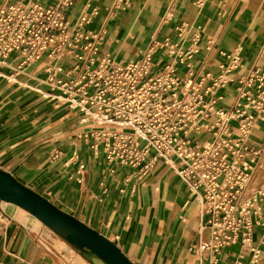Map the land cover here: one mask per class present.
<instances>
[{
    "label": "crops",
    "instance_id": "crops-1",
    "mask_svg": "<svg viewBox=\"0 0 264 264\" xmlns=\"http://www.w3.org/2000/svg\"><path fill=\"white\" fill-rule=\"evenodd\" d=\"M57 1L0 0L27 5ZM86 10L95 14L82 30L104 28L98 49L115 63L135 60L154 45L156 70L171 61L163 45L168 39L182 55L178 73L191 71L198 78L218 75L228 63L226 54L237 52L239 67L227 73L232 80L219 90L223 99L217 106L232 103L239 76L255 66L264 68V0H76L66 10L69 24ZM194 37L197 51L187 56ZM17 62L13 53L0 66V168L103 233L134 264H210L189 249L207 214L174 168L157 160L152 171L124 186L125 172L109 174L103 157H94L88 144L75 137L81 114L36 90L58 92L43 82L45 59L16 74L21 85L4 76L13 73ZM252 135L264 140V120L257 121ZM81 162L85 169L79 173ZM263 181L264 162L251 186ZM44 227L20 207L0 200V264H76L72 260L78 254L70 246L57 248ZM251 245L260 251L255 264H264V226L253 227ZM251 257V250L234 243L220 250L215 264H250Z\"/></svg>",
    "mask_w": 264,
    "mask_h": 264
},
{
    "label": "built area",
    "instance_id": "built-area-1",
    "mask_svg": "<svg viewBox=\"0 0 264 264\" xmlns=\"http://www.w3.org/2000/svg\"><path fill=\"white\" fill-rule=\"evenodd\" d=\"M75 2H0V66L13 53L18 60L6 79L24 84L16 74L44 58L43 82L58 92L36 90L81 114L75 137L88 144L94 157H103L109 174L125 172V186L162 160L207 214L190 251L215 264L223 247L239 243L252 251L250 264H255L260 251L251 245L252 231L255 225L264 226V181L256 187L251 182L264 162V140H254L252 133L257 121L264 120V68L255 66L239 76L232 103L217 106L223 99L219 90L232 80L227 73L239 67L237 52L226 54L221 73L198 78L191 71L178 73L182 55L168 39L163 45L171 61L156 70L154 45L135 60L115 63L98 49L104 28L82 30L95 10L82 12L69 24L66 10ZM196 39L187 56L197 51ZM212 43L208 39L207 47ZM84 169L85 163L78 164L79 173Z\"/></svg>",
    "mask_w": 264,
    "mask_h": 264
},
{
    "label": "water",
    "instance_id": "water-1",
    "mask_svg": "<svg viewBox=\"0 0 264 264\" xmlns=\"http://www.w3.org/2000/svg\"><path fill=\"white\" fill-rule=\"evenodd\" d=\"M0 200L14 204L50 228L82 256H92L102 264H134L120 247L103 233L0 168Z\"/></svg>",
    "mask_w": 264,
    "mask_h": 264
},
{
    "label": "bare ground",
    "instance_id": "bare-ground-1",
    "mask_svg": "<svg viewBox=\"0 0 264 264\" xmlns=\"http://www.w3.org/2000/svg\"><path fill=\"white\" fill-rule=\"evenodd\" d=\"M29 214V213H28ZM29 216H31L35 221L39 222V223H42L39 219H37L36 217H34L33 215L29 214ZM46 228L47 230L49 231V234L50 236L53 238L54 240V245L61 249L62 247H66V246H70L67 242H65L62 238H60L57 234H55L50 228H48L44 223H42ZM70 248L73 250L74 248L72 246H70ZM75 250V249H74ZM76 251V250H75ZM77 252V251H76ZM79 255V254H78ZM77 255V260H72L74 261L76 264H88L87 261L81 257L80 255L78 256ZM97 262L99 264H102V262L100 260L97 259Z\"/></svg>",
    "mask_w": 264,
    "mask_h": 264
},
{
    "label": "rangeland",
    "instance_id": "rangeland-1",
    "mask_svg": "<svg viewBox=\"0 0 264 264\" xmlns=\"http://www.w3.org/2000/svg\"><path fill=\"white\" fill-rule=\"evenodd\" d=\"M45 228V236L47 237V240H52L53 241V238L50 236V234H49V231L47 230V228L46 227H44ZM43 239V238H42ZM46 241V240H45ZM71 246V245H70ZM74 248V247H73ZM75 249V248H74ZM73 249V250H74ZM76 250V249H75ZM74 250V251H75ZM77 251V250H76ZM75 251V252H76ZM77 254H79L81 257H83L86 261H88L90 264H99L98 262H97V259L95 258V257H92V256H88V257H85V256H82V254H80L78 251L76 252Z\"/></svg>",
    "mask_w": 264,
    "mask_h": 264
},
{
    "label": "trees",
    "instance_id": "trees-1",
    "mask_svg": "<svg viewBox=\"0 0 264 264\" xmlns=\"http://www.w3.org/2000/svg\"><path fill=\"white\" fill-rule=\"evenodd\" d=\"M73 247V246H72Z\"/></svg>",
    "mask_w": 264,
    "mask_h": 264
}]
</instances>
